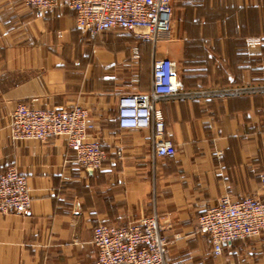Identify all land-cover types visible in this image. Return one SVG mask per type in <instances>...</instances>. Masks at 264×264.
<instances>
[{"label": "crops", "instance_id": "obj_1", "mask_svg": "<svg viewBox=\"0 0 264 264\" xmlns=\"http://www.w3.org/2000/svg\"><path fill=\"white\" fill-rule=\"evenodd\" d=\"M62 2L38 16L24 0H0V170L26 174L33 198L26 213H0V264H95V226L153 213L171 264H264V231L220 255L198 231L221 196L261 194L264 93L216 91L264 83V0H173L172 29L156 43L122 29L92 36ZM165 57L184 89L161 103L176 153L154 157L152 128H120L118 107L123 95L152 89L154 62ZM19 103L86 106L90 137L109 159L88 172L65 137L14 140Z\"/></svg>", "mask_w": 264, "mask_h": 264}, {"label": "built area", "instance_id": "obj_2", "mask_svg": "<svg viewBox=\"0 0 264 264\" xmlns=\"http://www.w3.org/2000/svg\"><path fill=\"white\" fill-rule=\"evenodd\" d=\"M63 0H24L38 16L54 12ZM75 11L76 24L92 36L122 29L144 41L156 43L170 32L173 0H65ZM249 39L248 44H260ZM138 57V53L135 55ZM184 89L176 62L168 57L153 65V86L149 92L120 97L118 123L122 129L153 130L154 157L172 156L175 145L166 139V121L161 103ZM224 94L264 93V83L231 86L216 92ZM206 94H209L208 92ZM94 121L86 106L71 108H34L28 103L16 105L10 116L9 131L14 140L47 141L65 137L75 152L76 163L88 172L99 170L109 159L98 137H90ZM261 194L234 200L221 196L198 217V231L211 238L216 255L238 239L256 238L264 231V173ZM28 176L15 165L0 170V213H26L32 205ZM158 213L122 225L101 223L94 227L93 244L97 249L95 264H171L167 260L169 242Z\"/></svg>", "mask_w": 264, "mask_h": 264}]
</instances>
